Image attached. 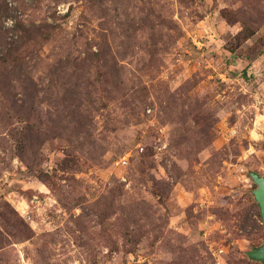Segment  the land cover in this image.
<instances>
[{
    "label": "rangeland",
    "instance_id": "rangeland-1",
    "mask_svg": "<svg viewBox=\"0 0 264 264\" xmlns=\"http://www.w3.org/2000/svg\"><path fill=\"white\" fill-rule=\"evenodd\" d=\"M251 171L264 0H0V264H264Z\"/></svg>",
    "mask_w": 264,
    "mask_h": 264
},
{
    "label": "water",
    "instance_id": "water-1",
    "mask_svg": "<svg viewBox=\"0 0 264 264\" xmlns=\"http://www.w3.org/2000/svg\"><path fill=\"white\" fill-rule=\"evenodd\" d=\"M250 175L257 184V188L253 191V194L260 207L262 222L264 224V175L256 171H251ZM247 255L251 260L264 263V244L248 251Z\"/></svg>",
    "mask_w": 264,
    "mask_h": 264
},
{
    "label": "built area",
    "instance_id": "built-area-1",
    "mask_svg": "<svg viewBox=\"0 0 264 264\" xmlns=\"http://www.w3.org/2000/svg\"><path fill=\"white\" fill-rule=\"evenodd\" d=\"M128 161H129V157H126L125 156L123 159H121L120 161H118V163H121L124 166V165H127Z\"/></svg>",
    "mask_w": 264,
    "mask_h": 264
},
{
    "label": "trees",
    "instance_id": "trees-1",
    "mask_svg": "<svg viewBox=\"0 0 264 264\" xmlns=\"http://www.w3.org/2000/svg\"><path fill=\"white\" fill-rule=\"evenodd\" d=\"M7 18H8V19H10L11 21L13 20V19H11V18H10V16H9V15L7 16ZM12 27H13V26H12Z\"/></svg>",
    "mask_w": 264,
    "mask_h": 264
}]
</instances>
